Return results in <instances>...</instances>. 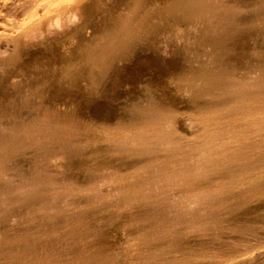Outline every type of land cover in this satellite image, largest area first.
<instances>
[{
  "label": "bare ground",
  "instance_id": "obj_1",
  "mask_svg": "<svg viewBox=\"0 0 264 264\" xmlns=\"http://www.w3.org/2000/svg\"><path fill=\"white\" fill-rule=\"evenodd\" d=\"M243 2L242 0L170 2V11L180 13L192 23H201L204 26L206 38L204 40L212 46L211 60L199 64L200 67L189 77L195 86L196 96L206 98L203 105L206 112L204 115L206 128L204 131L201 130L203 132L198 140L181 142L175 135L177 126L169 113L167 103L153 96L147 98L142 105L133 107L135 112L125 127L126 133L120 134L117 131L108 133V137L117 143L119 150L132 156L145 157L141 166L132 175L113 177L123 204L143 205L134 213V220L140 223L143 233L141 246L132 264H194L192 258L195 252L190 253L182 248V244L179 243L181 233L175 230V226L183 222L188 227H199L208 231L219 227L224 221L220 216L221 210L231 208L232 213V209H242L248 203L249 191L254 188H259V191L264 189V183L248 180L245 191L233 194L230 191L240 179L252 175L258 165L264 164L262 138L254 139L251 136V127L257 128L255 131L258 132L264 129V67L254 78L237 76L233 68L224 66L216 58H220L229 49L236 27L245 21L240 13ZM105 4L107 0H0V72L7 70L11 63L15 64V69L7 73L10 77L18 72L26 75L31 72L30 69H38L40 72L41 68L55 64V37L75 32V44L68 49L72 52V57L65 59L63 51H57L56 57L60 62L64 60L67 63L69 60V64L76 67V72L71 77L74 88L72 89L86 97L89 93L88 88L84 87L81 81L83 78H93L92 68H99L101 73L106 72L116 58L137 51L135 48L141 40L148 45L147 51L150 53L147 55L148 60L155 51L154 45L157 48L158 42L169 44L173 40V37L166 33L170 26L153 21L151 0H133L129 4V10L124 12L120 8L122 0H113L107 8L104 7ZM260 8L263 11L264 23V0H261ZM162 34L164 40L161 38ZM44 48L48 51L45 58L41 53ZM76 49L82 51L81 56L76 55ZM146 60L139 57L136 63ZM120 70L116 68L112 78L119 77ZM38 76L37 74L36 78ZM5 79H1L0 82L1 91L8 88H5L8 85ZM49 86L56 88L55 81L52 80ZM7 96L8 93L3 94L4 101L11 98ZM26 104L42 107L44 105L34 100L26 101ZM5 105L4 111L11 112L9 106L11 104ZM11 115L19 116L15 112ZM241 120H244L243 124L233 126L235 122ZM12 123V120L6 122L0 120V129L10 131L8 135L5 134L6 136L0 134V204L19 201L23 203L13 214L17 218L16 230L11 233L6 230L0 231V264L115 263L117 256L107 246V238L104 236L91 241L86 249L79 247L75 238L81 229L86 237L92 238L100 233L89 224L87 212L56 216L61 209L58 203L62 197L55 194V188L59 187L62 190L71 188L67 184L59 183L55 175L46 173L45 168L34 161L29 171L18 169L19 178L16 183L1 181L6 162L19 150L34 147L37 151L45 152L59 138L78 136L81 133L79 123L67 118L57 119L55 114L48 112L37 114L24 124ZM240 129L242 131H239ZM230 132L234 133L238 141L235 146L223 143L224 134ZM110 161L106 159L97 161L95 167H90V170H98L105 164L113 165ZM80 164L86 165V161ZM229 177L233 180H227ZM175 189L181 192L182 200H191L195 205V208L188 211L187 217L170 216L167 213V206H163L164 208L161 206L163 202H168L167 197L171 195L169 193ZM91 191L97 198L102 196L95 186H91ZM109 204L111 205L110 202ZM108 210H111L110 207ZM40 211L45 213L41 216L38 213ZM101 211L103 210H98L100 214L103 213ZM152 218L156 220H151ZM20 222L28 225L21 227ZM233 225L239 230L248 229V226H240L236 222ZM61 230L62 235H71V238L65 243L68 247L60 248L61 251L58 248L57 251L55 232ZM44 235L49 239L41 240ZM170 249L177 252L170 253Z\"/></svg>",
  "mask_w": 264,
  "mask_h": 264
},
{
  "label": "rangeland",
  "instance_id": "obj_2",
  "mask_svg": "<svg viewBox=\"0 0 264 264\" xmlns=\"http://www.w3.org/2000/svg\"><path fill=\"white\" fill-rule=\"evenodd\" d=\"M122 1L123 4L120 6L121 11L129 10V4L133 0ZM242 1L245 3L243 2L240 13L245 21L236 27L234 37H231L230 40V42L233 41L227 50L228 52L226 51L220 58H216L224 66L233 68L237 76L254 78L260 74L261 69L264 67L263 11L260 8L261 0ZM112 2L113 0H107V4L104 7L107 8L109 3L111 4ZM170 2L171 0H151V9L153 11L154 22H158L161 25L164 23L167 27L170 26L168 29L169 33H166L171 35L173 40L169 44L167 42H158L156 44L157 48L154 45L153 49L155 51L153 50L152 58L150 57L148 60H146L147 55L150 54L147 51L148 45L145 44V41L141 40L135 48L137 51L123 54L116 58L107 68L106 72L101 73L99 68H92L91 76L93 78L87 77L81 81L84 83L82 85L88 88L89 93L86 97L79 91H73L71 77L76 72V67L71 65V63L69 64V60L67 63L64 60L60 62V59L56 57L57 51H63L62 54L65 59L72 57L73 54L68 49L75 44V32L68 35L59 34L62 36L57 35L55 37V64L41 68L40 70L42 72H39L38 69H30L31 72H28L26 75L18 72L15 76L10 77V74L8 75L7 73L11 70L14 71L15 64L13 63L9 64L6 68L7 70H3L2 73L0 72V75H2L0 76V82L6 78L5 81L8 84L5 86V88L8 87L7 89L0 90V120L2 122L12 120L13 123L17 122V125L24 124L26 121L33 119L37 114L48 112L55 114V118L57 119L67 118L77 121L81 131L74 138H59L55 140L45 152L42 150L37 151L34 147L22 148L6 162L1 181H8L11 184L16 183L19 178L18 172L20 169L29 171L34 161L45 168L44 171L46 173L55 175V179H58L57 181L59 183L67 184L71 188L70 190H62L59 187L55 188V194L61 195L62 197L58 203L61 209L56 216L60 217L87 212L89 224H91L97 233H100L92 238L90 236L86 237L83 229L80 228V234H77V238L75 239H77L79 247L86 249L91 241L98 240L104 236L107 238V246L112 249L118 258H116V262L113 264H132L141 246L143 233V230L140 229V223L138 224L134 220L135 211L142 208L143 205L132 206L123 204L116 190L117 183L113 181V177H128L132 175L141 166L145 157L142 155L132 156L119 150L117 143L108 137V133H114L115 131L120 134L126 133L127 130L125 127L132 119L135 112L134 108L145 103V100L151 96L164 100L167 103L169 113L175 120L177 126L175 135L181 142H188L194 139L198 140L206 128V123L204 122L206 112L203 109L204 99L206 98L196 96L194 93L195 86L191 83L189 77L193 75L202 63L211 60L212 46L204 40L206 39L203 30L204 26L201 23H192L180 13L170 11ZM163 36L164 34L161 36L162 39ZM75 52L78 56L82 54L80 49H76ZM41 53H43L44 58L48 56V51L45 48ZM139 57L143 60L145 59L146 62L136 63ZM116 68L121 69L118 73L119 77L112 78L113 74L116 73ZM37 74L39 75L38 78H36ZM52 80L55 81L56 88L49 86ZM7 93V98L11 97L12 99L9 98L10 100L4 101L3 94L7 95ZM30 100L39 101L44 105L42 107L41 105L33 106L26 104V101L28 102ZM5 103L11 104L9 105L11 112L7 111L6 113L4 111ZM13 112L19 116L15 117L11 115ZM243 122L244 120L237 121L233 126L241 125ZM251 130V136L254 139L262 138L261 144L264 148V129L258 132L255 131L257 128L251 127ZM239 131L242 130L240 129ZM9 132V130L0 129L2 136L5 134L8 135ZM222 140L223 143L225 142L233 146L238 143L234 137V133L231 132L225 133ZM74 142L77 144L75 145ZM104 159L107 161L111 160L110 162L113 165L105 164L98 170H90V167H95L94 165L97 161ZM68 160L70 161L69 164ZM85 161L86 165L80 164L81 162L85 163ZM231 179L233 180V178L229 177L227 180L230 181ZM248 180H258L264 183V164L258 165L255 173L252 175L246 176L242 180L240 179L235 188L230 189L231 194L245 191L248 186ZM91 186H95L100 190L102 196L95 197L91 191ZM258 189L254 188L248 192V203L242 209H232V213H230L231 208L221 210L220 216L224 221L219 227L209 229L208 231L199 227H188L183 222L175 226V230L181 233L179 243L182 244V248H185L190 253L195 252L192 263L264 264V189H260L261 191ZM49 193L45 194L48 195ZM169 194L171 195L167 197L168 202H163L161 205L162 207L167 206V213L170 216H189L188 211L195 208L194 203L191 200H182V195L179 190L175 189ZM22 203V201H19L16 203L0 204V231L6 230L11 233L16 230L17 218L13 214L16 213V210L19 209ZM109 207L111 209L110 211L108 210ZM157 207L159 210V205ZM100 209L103 210L101 211L103 212L102 214L98 212ZM245 209L247 210L245 211ZM38 213L42 216L45 212L40 211ZM151 220L156 219L152 218ZM233 221L240 224V226H248V229H237L233 225ZM22 223H19L21 227L28 225V223ZM99 223L102 224L100 225ZM62 233L63 230L55 232V250L57 251L62 247H68L65 243L71 238V235H62ZM87 238L88 241H86ZM47 239L49 237L44 235L41 240L45 241ZM176 252L177 250L170 249V253Z\"/></svg>",
  "mask_w": 264,
  "mask_h": 264
}]
</instances>
